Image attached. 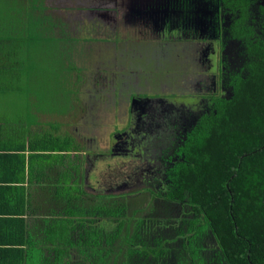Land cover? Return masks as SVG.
Listing matches in <instances>:
<instances>
[{"label": "trees", "instance_id": "1", "mask_svg": "<svg viewBox=\"0 0 264 264\" xmlns=\"http://www.w3.org/2000/svg\"><path fill=\"white\" fill-rule=\"evenodd\" d=\"M44 8V0H37L32 14L36 18L24 19L21 29L8 34L14 39L29 35V42L41 38L39 33L30 35L29 23L31 27L45 26L43 36L49 37L60 22L43 16ZM3 28L7 32V25ZM235 32H239L247 55L242 56L239 77L231 81L232 96L204 93L195 99L207 102L208 112L186 113L177 117V122L168 121L166 132L172 145L168 149L174 153L162 166L156 160L148 166L139 161L134 190L118 196L102 193V188L89 193L85 172L79 175L87 156L80 157L81 144L66 131L62 133L64 124L47 123L45 134L42 131L31 140V150L45 152L37 158L46 162L58 159L64 167L60 176L65 181L53 185L57 186L55 201L62 203L61 211L55 214L53 210L44 219L50 221L45 234L64 229L58 236L69 245L66 258L58 264H264V22L249 23L242 17ZM16 42V49L0 45V74L5 76L1 81L6 86L11 83L7 84L6 65L20 66L19 57L26 51L22 41ZM163 62L159 61V67ZM14 70H9L10 79L18 74ZM99 91L97 87L95 92ZM136 138L141 137L134 133L126 137L129 141ZM92 151L94 148H87L86 153ZM124 153L112 152L96 163L103 169L116 158L123 165L130 163ZM71 156L79 158L65 161ZM122 167L128 172L119 170L127 175L133 172L130 165ZM19 216L13 233L1 240L5 244H0V264H55L54 250L36 240ZM96 224L105 232L98 233Z\"/></svg>", "mask_w": 264, "mask_h": 264}, {"label": "flooded vegetation", "instance_id": "2", "mask_svg": "<svg viewBox=\"0 0 264 264\" xmlns=\"http://www.w3.org/2000/svg\"><path fill=\"white\" fill-rule=\"evenodd\" d=\"M94 1L95 3L93 0H44L45 8L43 9L44 13L49 14L48 11L53 9L63 11L59 13H64L67 11L66 8H75L77 13L74 16H70L69 12L66 14L68 19H71L73 23L75 22L73 30L78 31L81 28L88 30L89 26H85V23L90 24L98 19L97 23L100 27L103 25L112 32L107 39L111 47L108 52L110 55L104 58V61L110 64L109 67L105 68L106 71L102 73V80L99 84L96 80L100 76L99 64L96 67L97 72L92 73L91 76L86 73L85 83H90L95 89L98 87L99 90H104L105 88L109 93L111 103L118 108L119 105L126 104L125 110L122 112L125 113V116L129 114L130 117L122 129L115 131L118 135L114 136L121 137L122 141L118 137V141L115 142L110 137L109 143L103 147L100 146L98 139V136L102 135L101 132L87 133L83 130L84 127L95 125L98 120L96 122L89 121L81 125L80 129L75 130V136L80 140L81 145L84 142L86 148H94V151L86 154L87 158L84 162L88 165V168L84 170L86 177L89 178L88 172L92 169V161L96 163L97 159L108 157L112 152L115 155L125 152L126 154L123 155L127 157L131 155L127 154L125 147L133 140L129 141L126 137H129L131 133L139 134L140 129L142 134L136 137L152 138L159 141V146L155 151V157H147L146 155L139 157L136 153L135 159L138 160L136 161L142 163L144 160L147 162L156 160L161 166L168 164V158L172 156L174 151L168 149L172 145L170 136L166 132V123L168 121L177 122V117L186 113L201 115L208 112V103L201 98L195 99L204 93H215V95L225 98L232 96L231 81L233 77H239L240 66L244 61L242 56L247 55L246 48L238 37L239 32L236 33L235 28L242 17H245L249 23L252 21L264 22V0H241L242 2L236 5V2H225L224 0ZM162 12L165 14L163 15ZM174 12L181 15L172 17ZM55 13L52 12L53 16ZM195 18L198 21L197 24H195ZM121 26L131 27L132 31L136 32V37L130 39L126 37L120 40V44L117 45L113 38L117 35V27ZM117 46H120V52H118ZM173 54L176 57L182 55L181 70H183V65L194 66L195 69L190 77L183 78L184 71L180 74L179 81L180 83L184 82V91H179L180 96L172 97L192 100V104L179 109L178 114H175L176 116L169 117L168 114L173 109L172 101L169 100L171 98L153 97L152 95L157 93H150L147 89H144V92L147 93L144 95L138 88V74L140 72L146 74L145 72L149 70L148 72L154 75L153 69L155 66H159V61L167 62L173 58L170 57ZM159 69L161 68L159 67ZM135 89L137 91L131 92ZM82 94L85 95V93ZM86 95L90 97L89 95L92 94ZM189 95H192L191 99L188 98ZM93 114L98 113L94 112ZM131 115H135L134 120H132ZM136 123L137 126H135ZM155 124L156 127H154ZM102 125L99 122L96 129L101 130L104 127ZM128 146H134V144ZM96 149L108 154L100 155L95 151ZM144 153L145 151H142V154ZM137 170H133V172ZM102 180L105 179L99 173L97 176L93 173L88 181L89 187L86 186L90 191L89 193L96 194L100 188L94 187L93 184L96 186L98 183L99 186ZM132 183L133 181L129 182L126 179L121 185H116V189L123 186L125 188L130 187L128 189L130 191L133 188ZM113 186L115 187V185H109L107 189L104 188L101 192L113 196L120 195L114 194L115 188ZM95 228L98 233H102L103 226L101 224H96Z\"/></svg>", "mask_w": 264, "mask_h": 264}, {"label": "rangeland", "instance_id": "3", "mask_svg": "<svg viewBox=\"0 0 264 264\" xmlns=\"http://www.w3.org/2000/svg\"><path fill=\"white\" fill-rule=\"evenodd\" d=\"M0 1L3 3V0ZM36 2L37 0H5V3L0 5V7L4 6L3 16L0 17V37L7 33H13L16 28L21 29L25 24V22H22L24 19L28 22L30 19L36 18L32 15ZM93 3H95L94 0ZM65 10L67 11L64 13H59L63 11H56L55 9L48 11L50 12L49 14L43 13V16L50 15L51 19L54 21L57 19L60 22L58 26L56 25L54 27V30L49 34V37L43 36L42 32L44 30L42 28H45V26L40 27L37 24L31 27L29 23H26L27 31L29 28L30 35L32 33H34L32 35L39 33L41 38L36 37L34 39L32 37L33 42H29L30 36L26 35L17 37L16 39L11 37L12 40L9 41L12 43H10V46L14 49H16V41L19 40L24 43L22 45L26 48L23 55H20L19 57L20 66L12 65V67L14 66L17 68L26 65V71L23 72L22 70L20 73L16 74V80L12 85L14 86L12 89L16 91V97L21 96L24 101V104L20 105L18 100H15L16 112L19 114L23 113L25 117H31L32 119L29 120L30 124L37 123L41 126L46 125L47 123L64 124L63 129L61 128L62 133H65L64 131H66V133H69L73 138L76 135L75 130L80 129L81 125L92 120L93 122L98 120L95 125L84 127L83 130L87 133L101 132L102 135H99L98 139L100 146L103 147L109 143L110 137L112 141H118L119 136H114L118 135L115 131H117V129H122L125 126V122L127 123L129 121L128 117H130L129 114L125 116V113L122 112L125 110L126 104H121L118 108V106L111 103L109 93H107L105 88V91L100 90L99 92H95V88L90 83H85L86 73H89L91 76L92 73L97 72L96 67L98 64L100 72V76L96 79L98 84L102 80L103 72L101 69L109 67L110 64L105 62L104 58L110 55L108 52L111 50V47L108 44L109 41L107 39L111 36L112 32L103 25L100 27L97 23V21H99L98 19L90 24L85 23V26H89L88 30L81 28V30L75 31L73 30L75 22L73 23L71 19H68L66 14L69 12L70 16H74V14L77 13L76 9L69 7ZM1 12L2 11H0V13ZM52 12L58 14L55 13L52 18ZM162 14L164 15L165 13L162 12ZM179 15L181 14L174 12L172 17ZM197 23L198 21L195 18V24ZM6 25L7 32L4 31L5 28H3L4 26L6 27ZM132 30L131 27H117V35L113 38L116 40V44H120V40L126 37L129 39L131 37L135 38L136 32ZM0 41V45L5 43V40ZM118 52H120L119 47ZM70 54L72 56H70ZM182 59V55L179 57H173L171 60L161 63V69H159L158 65L155 66L153 69L154 75L149 73V70L145 72L146 74L140 72L138 74V88L144 95L147 94L144 92V89H147L150 93H164L165 95L176 93L179 95V91H184V82L180 83L179 81L180 74L184 71L183 78L190 77L195 69L194 66L183 65V70H181L180 60ZM16 61L18 62V59ZM101 61H104V64L101 65ZM13 63L14 62H12V64ZM32 63H34L35 66H33ZM30 68H32V70ZM83 74L84 77L82 78ZM81 78L83 80L80 83ZM68 82L71 84L68 85ZM79 89H81L82 93H85V95L78 92ZM135 91L137 90L135 89L131 92ZM77 93H79V96ZM86 94L92 95H89L90 97H88ZM152 96L155 97V95ZM169 100L172 101L173 105L172 111L168 114L169 117L178 114V110L182 107L192 104V100L179 97H174ZM85 102H87L88 105L92 102L93 103L88 108ZM105 103H108V106ZM94 112L98 114L92 115ZM131 116L132 120H134L135 115ZM21 121H23V118ZM99 122L104 126L101 130L96 129V125ZM135 126H137V124ZM140 134H142L141 129L137 135ZM119 139L122 141L121 137H119ZM130 144H134V146H128ZM128 145H126L125 149L127 154L131 155L125 157L127 161L128 158H131L133 166L131 168V162H126L124 165L125 167L130 165L129 168H131V170H136L139 169V162L135 159V154L137 153L139 157L143 155H146L147 157H155V151L158 149L159 141L153 140L152 138H136L132 142H129ZM142 151H145V153L142 154ZM118 159L119 158H116L115 161H111V166L105 165L104 169L103 165H100L99 162L95 163L92 161V169L90 171H93L96 176L99 173V175L105 179L100 181L99 186L98 183L95 182L96 186L93 184L94 187L107 189V186L115 185V187L113 186L115 188L113 191L114 194H122L129 191L128 189L130 187L125 188L121 186L119 189H116V185H121L126 179H128L129 182H134V179L138 178L139 174L137 171H131L127 177L126 175L128 173L125 172H128V169L123 168L122 166L124 165L118 161ZM144 161L147 166L151 163V161ZM85 165L86 164L84 163L83 167ZM86 166L88 168V165ZM119 168H123L125 172L123 173V170H119ZM140 181H142V179ZM138 186L142 187L143 185L139 184ZM144 214L146 216L149 215L147 212Z\"/></svg>", "mask_w": 264, "mask_h": 264}, {"label": "crops", "instance_id": "4", "mask_svg": "<svg viewBox=\"0 0 264 264\" xmlns=\"http://www.w3.org/2000/svg\"><path fill=\"white\" fill-rule=\"evenodd\" d=\"M3 10L4 8L0 13V17L3 16ZM0 40L7 41L3 45L9 46L11 43L9 41L12 39L7 33L0 37ZM2 58L4 59V56ZM6 67L8 71L7 84L10 81L11 86H6L5 82L1 81V78L5 76L0 74V244H5L1 242V240H4L5 235L13 233V228L16 224L14 220L20 215L19 217L25 220L28 232L36 240L46 242L45 245L54 250L55 264H58L62 258L63 261L66 258L64 253L69 248V245L65 243L61 235L58 236V234L64 232V229L63 231L53 229L55 233L45 234L48 227L47 223L50 221H44V219L49 217L53 210L56 211L53 212L55 214L61 211L60 205L62 203L55 201L57 186L53 185L65 181V178L60 176V172L64 170V167L62 163H57L60 161L58 159L51 158L46 162L42 158L36 157V155H44L45 152L38 153L31 150L33 147L31 140L35 135H40L42 131L44 132L49 124L42 126L37 123L30 124L29 120L32 119L31 117L28 118L23 113L19 114L16 112L15 100H18L20 105H23L24 101L21 96L16 97V91L12 89L16 76L12 74L10 79L9 70H14L15 67L10 68L9 64ZM25 67L23 69L16 68L13 73H20L22 70L23 72L26 71ZM20 117L23 118V121H21L22 118ZM75 137L73 140L80 143V140ZM81 149L80 157H83L81 156L83 154L86 157L87 148L84 142L81 145ZM77 158L71 156L65 161L76 160ZM86 168V165L82 167L79 175L82 176ZM88 174L89 178L86 183L91 179L93 171H89ZM59 178H61L60 181H58ZM22 212L24 213L23 215L20 214Z\"/></svg>", "mask_w": 264, "mask_h": 264}]
</instances>
